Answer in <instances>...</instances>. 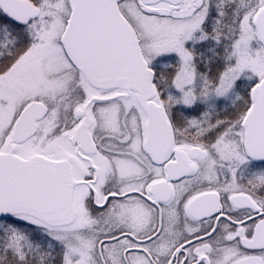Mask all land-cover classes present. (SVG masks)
Here are the masks:
<instances>
[{
  "label": "snow or ice",
  "instance_id": "snow-or-ice-1",
  "mask_svg": "<svg viewBox=\"0 0 264 264\" xmlns=\"http://www.w3.org/2000/svg\"><path fill=\"white\" fill-rule=\"evenodd\" d=\"M0 264H264V0H0Z\"/></svg>",
  "mask_w": 264,
  "mask_h": 264
}]
</instances>
